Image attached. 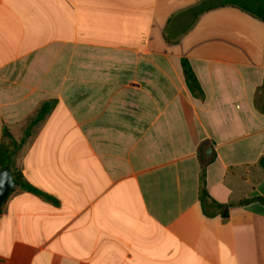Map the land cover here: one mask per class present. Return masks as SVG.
I'll list each match as a JSON object with an SVG mask.
<instances>
[{"label":"crops","instance_id":"obj_1","mask_svg":"<svg viewBox=\"0 0 264 264\" xmlns=\"http://www.w3.org/2000/svg\"><path fill=\"white\" fill-rule=\"evenodd\" d=\"M221 1L0 0V141L57 100L18 166L58 201L7 196L0 264H264V21Z\"/></svg>","mask_w":264,"mask_h":264},{"label":"trees","instance_id":"obj_2","mask_svg":"<svg viewBox=\"0 0 264 264\" xmlns=\"http://www.w3.org/2000/svg\"><path fill=\"white\" fill-rule=\"evenodd\" d=\"M221 3H227L233 6H236L264 21V1H261V0H223L221 1ZM181 66H182V70H183V74L186 80L187 87L189 91L191 92V94L196 98L204 100L205 98L204 92L188 60L182 59ZM259 91L261 92V96L263 97L264 96V83L259 89ZM56 103H57V100L50 99V100L43 101L39 105L35 113L27 121V126L20 140H17L15 136L12 134L10 128L4 124L2 127V137L0 141V169L4 168L5 166H9L11 168L14 181L17 183V186L12 191H14L16 188H19L22 191L37 195L43 198L44 200L51 202L52 204H55V205L58 204L57 199H55L54 197H52L51 195L45 192H42L41 190H39L38 188H36L35 186L30 184L26 180V178L24 177L22 171L20 170L18 166V158H19V155L22 149L28 144L29 140L34 135V133L38 131L41 125L45 122L48 116L52 113ZM259 165L261 166L262 169H264V157L260 158ZM199 199L201 203L203 204L204 211L207 215H208V212L206 211L205 206L212 208V209H216L217 212H219L223 220L228 219L229 209L232 205L231 204H224V205L219 204L215 202L213 199H211L206 189L205 165H203V169H202L201 177H200ZM257 201L264 202V198H259L257 199ZM244 203H246V201L242 202V204Z\"/></svg>","mask_w":264,"mask_h":264},{"label":"water","instance_id":"obj_3","mask_svg":"<svg viewBox=\"0 0 264 264\" xmlns=\"http://www.w3.org/2000/svg\"><path fill=\"white\" fill-rule=\"evenodd\" d=\"M17 186L14 181L11 168L5 166L0 169V212L2 210L3 204L7 195Z\"/></svg>","mask_w":264,"mask_h":264}]
</instances>
